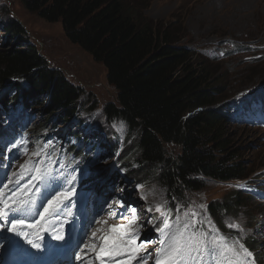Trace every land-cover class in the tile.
I'll return each mask as SVG.
<instances>
[{
  "label": "trees",
  "instance_id": "1",
  "mask_svg": "<svg viewBox=\"0 0 264 264\" xmlns=\"http://www.w3.org/2000/svg\"><path fill=\"white\" fill-rule=\"evenodd\" d=\"M19 1L39 18L60 22L66 38L105 68L116 96L103 105L102 113L109 122H123L127 138L135 136L117 158L127 178L140 182L159 167L158 180L178 197L181 191L203 188L208 179L227 181L250 174L238 153L226 151L228 106L214 108L221 101L222 77L195 62L198 57L183 43L186 28L175 13L166 21L147 19L139 0ZM0 30V45L5 44L0 47V114L22 111L12 122L19 124L39 103L47 116L29 132L34 139L44 141L48 131L62 124L72 135L69 125L76 119L83 90L47 64L17 22H7ZM6 132L0 125V138ZM71 150L86 165L95 163L76 146ZM255 201L233 191L209 202L206 211L219 231H227V217L242 210L249 220L255 217L250 205ZM245 244L256 249L255 241Z\"/></svg>",
  "mask_w": 264,
  "mask_h": 264
},
{
  "label": "rangeland",
  "instance_id": "2",
  "mask_svg": "<svg viewBox=\"0 0 264 264\" xmlns=\"http://www.w3.org/2000/svg\"><path fill=\"white\" fill-rule=\"evenodd\" d=\"M142 3V14L153 21H166L172 13L179 17L182 26L186 28L185 43L192 52L197 55L196 63H201L208 68L218 79L222 93L221 100L214 108L220 109L225 101L232 103L235 99L264 89V0H139ZM15 21L23 27L29 41L34 43L47 64L61 71L65 76L83 90L79 98L77 121L70 124L73 131L69 141L64 124L49 132L50 138L45 139L40 145L51 141L53 147H63L65 144H74L80 147L87 155L98 157L99 164L86 165L83 173L87 176L82 180L79 176L77 183L75 216L72 222L78 226L84 225L85 231L79 235L80 242L76 246L80 253L83 244L88 242L91 232L100 227L95 220L107 216V205L113 199H122L126 205L134 206L140 215L139 223L142 224L140 240H157V233L148 220H156L157 213L145 211L148 204L168 201V207L173 210L175 217L176 205H182L181 211L189 205L194 208L199 204H205L223 198L229 193L231 186H225L209 180L205 186L197 191H181L180 197L172 199L171 193L158 180L157 172H154L137 182L128 179L126 172L119 169L117 152H122L126 146L134 141L135 136L129 138L128 144L123 132L117 131L113 124L119 125L120 120L107 121L102 113L105 103L113 101L116 96L115 89L106 80L105 68L99 62L76 44L71 43L64 35L60 22H47L39 18L35 13L24 9L19 0H0V25ZM3 32L0 30V35ZM0 42L3 39L0 38ZM5 44H1L0 47ZM223 53V55H221ZM200 59V60H199ZM243 94V95H242ZM227 104H225L226 106ZM39 103L30 107V125L33 127L40 124L47 114L41 113ZM236 107L234 105L232 108ZM234 110V109H233ZM231 111L233 117H238L237 112ZM7 112V111H6ZM1 115L0 125H6L9 118ZM49 115V114H48ZM231 118V117H230ZM225 121V127L229 130L230 144L226 151L238 153L251 170L244 179H252V184H264V127L254 126L252 129L242 127L235 121ZM264 123V122H263ZM16 136V134H15ZM29 151L36 144L32 135H29ZM87 140V141H86ZM89 142L94 143L89 144ZM6 143V144H5ZM0 143V181L7 182V175L17 171L19 165L29 157L17 155L16 158L5 160L4 155L10 146L5 141ZM69 143V144H68ZM170 151L175 150L169 146ZM89 156V157H90ZM36 159V158H33ZM84 163V162H83ZM6 166V167H5ZM256 173H260L254 176ZM138 184L145 186L146 192H151L147 203L140 199V193L136 190ZM245 185V184H244ZM2 186V185H0ZM264 195V194H263ZM264 198V196H263ZM251 202L255 212L256 225L252 228L251 235L255 238L257 246H261L260 255L264 257V199ZM119 211L123 212V209ZM197 211L203 210L197 209ZM209 216L206 213H203ZM126 223L124 219L113 218L104 225L105 228ZM240 224H242L240 222ZM2 231V230H1ZM245 232V231H244ZM242 234L243 237L246 233ZM249 233L247 235L249 236ZM140 240L137 242L139 243ZM231 241L232 239H228ZM156 243L148 246L147 251L152 252ZM151 261H149L150 263Z\"/></svg>",
  "mask_w": 264,
  "mask_h": 264
},
{
  "label": "snow or ice",
  "instance_id": "3",
  "mask_svg": "<svg viewBox=\"0 0 264 264\" xmlns=\"http://www.w3.org/2000/svg\"><path fill=\"white\" fill-rule=\"evenodd\" d=\"M113 127L122 133L125 126L121 122ZM27 136L25 132L7 147V153L17 150L15 154L4 155L5 160L17 155L29 158L17 171L10 175L5 172L7 182L0 181V230L13 233L33 249H40L45 234L56 241L65 239V225L75 216L74 197L81 169L74 157L57 158L58 150L49 151L53 148L51 141L42 146L37 144L30 152ZM144 189L143 184L136 186L140 199L147 203L151 192ZM107 208V216L95 220L100 227L91 232L88 242L76 255L81 264L97 261L99 264H149V261L151 264H255L254 254L242 242L243 236L229 241L212 219L203 214L207 210L205 204L195 208L189 205L183 211L182 205L177 204L174 218L167 200L148 204L145 211L157 213L156 219L160 221V226L156 220L147 221L158 234L157 240H140L142 224L136 207L126 205L122 199H113ZM117 217L126 223L104 227L108 220ZM226 226L244 232L237 221L226 222ZM153 243L158 247L154 253L148 252V246Z\"/></svg>",
  "mask_w": 264,
  "mask_h": 264
},
{
  "label": "bare ground",
  "instance_id": "4",
  "mask_svg": "<svg viewBox=\"0 0 264 264\" xmlns=\"http://www.w3.org/2000/svg\"><path fill=\"white\" fill-rule=\"evenodd\" d=\"M72 229H73V226H72V224L70 225V224H66L65 225V231H68V232H70V233H72ZM64 231V232H65ZM74 237V235L72 236V238Z\"/></svg>",
  "mask_w": 264,
  "mask_h": 264
}]
</instances>
